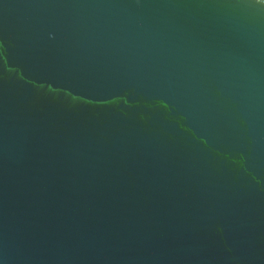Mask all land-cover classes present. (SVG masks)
<instances>
[{
	"label": "water",
	"instance_id": "1",
	"mask_svg": "<svg viewBox=\"0 0 264 264\" xmlns=\"http://www.w3.org/2000/svg\"><path fill=\"white\" fill-rule=\"evenodd\" d=\"M0 264H264V10L0 0Z\"/></svg>",
	"mask_w": 264,
	"mask_h": 264
},
{
	"label": "snow or ice",
	"instance_id": "2",
	"mask_svg": "<svg viewBox=\"0 0 264 264\" xmlns=\"http://www.w3.org/2000/svg\"><path fill=\"white\" fill-rule=\"evenodd\" d=\"M189 3L225 5L243 8H260L264 10V0H187Z\"/></svg>",
	"mask_w": 264,
	"mask_h": 264
}]
</instances>
